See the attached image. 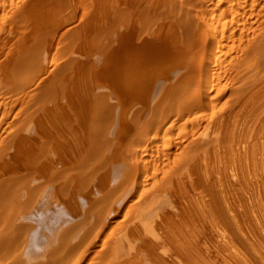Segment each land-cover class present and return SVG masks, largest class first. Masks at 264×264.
<instances>
[{"label":"bare ground","instance_id":"obj_1","mask_svg":"<svg viewBox=\"0 0 264 264\" xmlns=\"http://www.w3.org/2000/svg\"><path fill=\"white\" fill-rule=\"evenodd\" d=\"M202 1L0 0V264H264V0Z\"/></svg>","mask_w":264,"mask_h":264},{"label":"rangeland","instance_id":"obj_2","mask_svg":"<svg viewBox=\"0 0 264 264\" xmlns=\"http://www.w3.org/2000/svg\"><path fill=\"white\" fill-rule=\"evenodd\" d=\"M207 1H209V0H206V2ZM202 0H163V3L165 4V5H163V7H165L166 8V10H167V8H168V10L167 11H169V12H171V14H172V11H173V13L175 14V16H176V14H177V16H179L180 18H181V16L182 17H185V20H186V18H187V15L188 14H191V13H193L194 11H195V9L196 10H198L199 8H200V5L202 4ZM205 2V0H204V4L206 3ZM201 3V4H200ZM203 5V4H202ZM196 13V12H195ZM194 14H192L191 16L189 15V17H190V19H192L194 16H193ZM176 16V17H177ZM179 17H178V19H179ZM188 17V18H189ZM183 19V18H182ZM187 20H189V19H187ZM187 20L186 21H184L183 22V20H181V19H179V21L180 22H183V23H185V22H187ZM193 20H194V18H193ZM178 21V22H179ZM2 26L3 25H1L0 24V39H2V41L3 40H5V37H6V35H7V33H8V29H9V25H7V26H5L4 28H2ZM3 37H4V39H3ZM263 65V66H262ZM260 67L262 68V67H264V63L262 64ZM0 89L2 90L3 88L0 86ZM1 90H0V92H1ZM232 90H233V87L232 88H228L226 91H225V93H224V97H228L231 93H232ZM15 94H17V93H13L11 96L13 97V95H15ZM2 94H0V98L2 97H4V96H1ZM11 96H8L7 98H9V99H7V98H4L5 100H6V102L4 103L3 102V104L1 105V103H0V107H3V106H5V107H3L4 108V110L5 111H7L8 110V107L9 108H12L13 107V101H9L12 97ZM1 98V99H2ZM14 98V97H13ZM12 98V99H13ZM11 99V100H12ZM8 100V101H7ZM0 101H2V100H0ZM8 103V104H7ZM9 103H12V107L11 106H9L10 104ZM8 106V107H7ZM7 107V108H6ZM3 108H1V110H2V112L4 113V111H3ZM2 114H0V116H1ZM10 116H11V114H10ZM10 116H6V121H5V123L8 121H11V119H12V117H10ZM3 125V124H2ZM1 254H3V252L1 253ZM1 254H0V256H1ZM89 254L91 255V256H89V257H92V255H94V251H91V252H89ZM90 259V258H89Z\"/></svg>","mask_w":264,"mask_h":264}]
</instances>
